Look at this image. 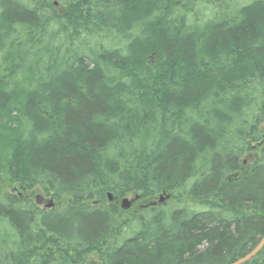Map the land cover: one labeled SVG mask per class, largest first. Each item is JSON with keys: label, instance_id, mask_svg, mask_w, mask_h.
I'll use <instances>...</instances> for the list:
<instances>
[{"label": "trees", "instance_id": "obj_1", "mask_svg": "<svg viewBox=\"0 0 264 264\" xmlns=\"http://www.w3.org/2000/svg\"><path fill=\"white\" fill-rule=\"evenodd\" d=\"M19 88L0 264H230L264 235V0H0V121Z\"/></svg>", "mask_w": 264, "mask_h": 264}, {"label": "rangeland", "instance_id": "obj_2", "mask_svg": "<svg viewBox=\"0 0 264 264\" xmlns=\"http://www.w3.org/2000/svg\"><path fill=\"white\" fill-rule=\"evenodd\" d=\"M54 1V0H52ZM58 2V1H57ZM57 2H53L56 6H58ZM22 88H19L17 90L16 96L14 98V101L12 105L7 109V111L2 115L0 124L4 125V128L7 130H15L18 128V117H19V105H21L22 101ZM264 128V124H263ZM8 143L4 141H0V193L6 191L7 189L10 191V189H14L15 186L10 187L7 178L3 175V170L5 167V159L9 155L8 150ZM5 151V154L2 156V153ZM37 196V193H35L34 197ZM132 198V197H129ZM141 204L145 205V202H142ZM137 205V206H136ZM138 205L135 204L132 209L127 210V212H137L136 210L138 208ZM0 237H7L10 239H14L16 237V230L10 225L7 219L0 216Z\"/></svg>", "mask_w": 264, "mask_h": 264}, {"label": "water", "instance_id": "obj_3", "mask_svg": "<svg viewBox=\"0 0 264 264\" xmlns=\"http://www.w3.org/2000/svg\"><path fill=\"white\" fill-rule=\"evenodd\" d=\"M108 197H109V200H112V199H113V195H112L111 193L108 194ZM138 198H139L138 196H136L135 199H132V200H130V199H128V198H124V199L122 200V204H121L122 208H123L124 210H127L128 208L131 207L132 203H133L136 199H138ZM167 198H168V197H165V196L163 195V196L160 197V199H159L158 201H154V202H152L151 204H152V205H156V204H158V203L161 204V203H163ZM151 204H150V205H151ZM52 205H53V202H52V200H50V201L48 202V204H47V207H51ZM263 247H264V235L258 238L257 243H256V246L253 247V248H250L249 251H248V253H247L245 256H243V257L237 259L236 261H234V262H232V263H230V264H244V263L250 261L252 258H254V257H255V256H256V255H257V254L263 249Z\"/></svg>", "mask_w": 264, "mask_h": 264}, {"label": "bare ground", "instance_id": "obj_4", "mask_svg": "<svg viewBox=\"0 0 264 264\" xmlns=\"http://www.w3.org/2000/svg\"><path fill=\"white\" fill-rule=\"evenodd\" d=\"M139 197V196H138ZM168 198H169V196H167ZM124 198H128V199H130V200H132V199H135V197H132V198H129V197H124ZM124 198H121V199H114V197H113V199L112 200H109V197H108V200L110 201V202H113L114 200L120 205V207L122 208V206H121V204H122V200L124 199ZM167 198V199H168ZM140 198H138V199H136L133 203H132V205H131V207L130 208H128L127 210H130V209H132L133 208V206L135 205V204H140V205H138V208L136 209V210H139V209H141V208H143V204H141V203H139V200ZM146 203V202H145ZM137 206V205H136ZM122 210H124L123 208H122ZM127 210H124V211H127Z\"/></svg>", "mask_w": 264, "mask_h": 264}, {"label": "flooded vegetation", "instance_id": "obj_5", "mask_svg": "<svg viewBox=\"0 0 264 264\" xmlns=\"http://www.w3.org/2000/svg\"><path fill=\"white\" fill-rule=\"evenodd\" d=\"M16 188H17V187H16ZM16 188H15V189H16Z\"/></svg>", "mask_w": 264, "mask_h": 264}]
</instances>
